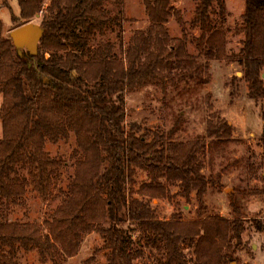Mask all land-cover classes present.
Returning a JSON list of instances; mask_svg holds the SVG:
<instances>
[{
    "label": "trees",
    "instance_id": "obj_1",
    "mask_svg": "<svg viewBox=\"0 0 264 264\" xmlns=\"http://www.w3.org/2000/svg\"><path fill=\"white\" fill-rule=\"evenodd\" d=\"M13 1L17 12L10 0H2L12 30L41 16L44 34L36 55L26 49L19 54L0 18V264H20V250H37L43 261L65 264L91 232L103 243L86 264H97L103 250L104 264H138L145 249L135 241L133 226L143 245L156 251V264H238L244 230L240 197L229 194L231 218L206 214L205 197L222 189V173L205 175L200 157L208 140L228 142L232 126L214 112L204 133L178 141L182 115L170 130L127 122L125 96L173 80L178 71L187 82L179 91L186 104L210 81L211 63L226 59L242 72L231 83L245 82L252 99H264V0H243L241 23L234 28L240 48L233 53L227 1L196 0L191 21L200 32L196 54L187 49V22L170 0H143L149 26L136 30L127 47L125 0ZM172 17L182 37L170 36ZM110 31L117 41L99 39ZM72 136L74 171L59 205L43 223L12 217L29 192L50 197L64 162L48 145ZM141 172L149 180L140 183ZM167 185L178 186L187 203L194 194L199 217L159 218L151 200L167 197ZM185 249H192V260Z\"/></svg>",
    "mask_w": 264,
    "mask_h": 264
},
{
    "label": "rangeland",
    "instance_id": "obj_2",
    "mask_svg": "<svg viewBox=\"0 0 264 264\" xmlns=\"http://www.w3.org/2000/svg\"><path fill=\"white\" fill-rule=\"evenodd\" d=\"M46 4L50 0H45ZM172 5L179 8L183 19L187 22L188 44L190 53L198 52L194 38L198 37V29L191 27L194 17L196 0H170ZM229 15V25L232 32L229 33L228 52H237L240 48L241 35L234 33L236 25L241 23V15L244 11L243 0H226ZM177 2L179 7L174 4ZM10 4L17 12V4L10 0ZM130 8L131 13L126 9ZM125 24L124 46L138 29H147L149 18L145 11L143 0H125ZM10 11L3 6L0 0V18L5 27L6 34H10L14 23L11 22ZM32 22L40 24L41 16ZM171 37H182L183 31L176 18L172 17L167 23ZM100 40H116V31L108 32ZM118 52L120 47L116 46ZM210 81L204 85L197 96L189 95L187 103L183 94L179 91L183 84L178 71L173 72V80L147 84L134 91L126 93V121H144L147 125L164 130H170L179 115L184 117L182 127L175 140L187 141L204 133L207 128V120L216 112L229 122L233 128L232 136L228 142L217 141L212 145L208 140L200 157L205 164V175L222 173V189L210 190L205 197V213L218 214L231 218L230 196L235 192L240 197L243 211L244 230L241 234V243L237 251L238 264H264V99L254 100L250 97L248 86L240 82L237 86L231 83L234 77H241V68L236 63H229L226 59L213 61L210 67ZM264 76V69H263ZM191 81V80H189ZM234 93V95H231ZM210 95V97H207ZM184 99V100H183ZM2 95L0 94V106ZM0 124V136H1ZM75 139L61 141L58 144H49V152L64 162L57 171L54 189L47 200L33 192H29L23 204L16 206L12 211V217H19L27 221L43 223L59 205L66 193L65 187L70 174L74 171L76 160ZM239 163H236V161ZM149 178L144 172L139 175L140 183ZM170 193L167 197L151 200V205L161 219H170L172 216L181 215L184 219L199 217L198 202L193 199L187 203L179 194L176 185H167ZM238 189H245L246 194H238ZM134 239L137 244L145 249V256L138 264H156V251L143 245L145 243L142 233L133 226ZM103 239L97 232H91L84 236L79 252L71 257L65 264H86L95 254V248L101 246ZM192 249H185L186 256L192 260ZM107 251L103 250L96 255L95 263L104 264ZM20 264H52L51 261H43L37 250H20L17 256ZM232 264H236L233 262Z\"/></svg>",
    "mask_w": 264,
    "mask_h": 264
},
{
    "label": "water",
    "instance_id": "obj_3",
    "mask_svg": "<svg viewBox=\"0 0 264 264\" xmlns=\"http://www.w3.org/2000/svg\"><path fill=\"white\" fill-rule=\"evenodd\" d=\"M44 34V29L40 24L29 22L10 32V37L18 49L19 54L26 49L31 54L36 55L39 49V43Z\"/></svg>",
    "mask_w": 264,
    "mask_h": 264
},
{
    "label": "crops",
    "instance_id": "obj_4",
    "mask_svg": "<svg viewBox=\"0 0 264 264\" xmlns=\"http://www.w3.org/2000/svg\"><path fill=\"white\" fill-rule=\"evenodd\" d=\"M174 4L176 5V6H178L179 7V4L177 3V2H174ZM128 12H130L131 13V9L128 7L127 9H126Z\"/></svg>",
    "mask_w": 264,
    "mask_h": 264
}]
</instances>
